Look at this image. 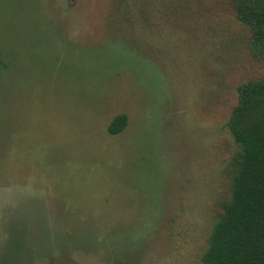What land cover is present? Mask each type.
<instances>
[{"label":"rangeland","instance_id":"rangeland-1","mask_svg":"<svg viewBox=\"0 0 264 264\" xmlns=\"http://www.w3.org/2000/svg\"><path fill=\"white\" fill-rule=\"evenodd\" d=\"M232 9L0 0V264H202L264 73Z\"/></svg>","mask_w":264,"mask_h":264},{"label":"trees","instance_id":"trees-1","mask_svg":"<svg viewBox=\"0 0 264 264\" xmlns=\"http://www.w3.org/2000/svg\"><path fill=\"white\" fill-rule=\"evenodd\" d=\"M232 8L248 30L251 57L264 61V0H232ZM236 91L226 127L240 151L232 165L229 198L221 203L202 264H264V73L242 82ZM127 122L119 114L107 132L117 135ZM92 245L85 243V250L94 249Z\"/></svg>","mask_w":264,"mask_h":264}]
</instances>
